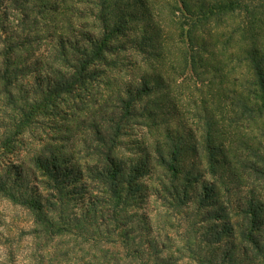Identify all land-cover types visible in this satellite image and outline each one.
Here are the masks:
<instances>
[{"label":"rangeland","instance_id":"obj_1","mask_svg":"<svg viewBox=\"0 0 264 264\" xmlns=\"http://www.w3.org/2000/svg\"><path fill=\"white\" fill-rule=\"evenodd\" d=\"M109 2L111 0H0V51L11 61L1 69L13 80L6 86L7 93L0 85V180L11 184L15 177L8 173L18 171L24 176L22 192L44 197L45 187L39 183L40 176L32 161L35 156L56 146L75 171L85 174L91 166L99 164L95 161L101 162L94 150L96 140L113 136L114 158L121 171L126 174L137 164L143 169L138 171L136 181L141 199L133 207L136 215L131 220L139 228L136 238L144 242L150 236L155 245V252L148 251V264H264V177L239 165L254 162L253 156L234 147L237 152L231 156L234 160L228 159L234 164L231 175L227 168L223 179L218 181L221 170L215 176L209 175L206 161L186 152L184 165L195 163L192 168L204 176L208 185L216 182L215 201L207 207L196 204L195 185L185 197L182 193L177 195L173 200L175 204L167 199L170 196L165 194L164 186L167 192L171 191L173 180L159 164L158 152L165 155L171 150L175 139L169 137L174 133L179 141L180 117L190 126L197 142L206 137L204 118H197L193 108V101L198 100L200 93L191 89L192 83L179 85V76H176L179 71L168 68L173 60L171 56L177 54L179 39L172 34L174 26L168 25L171 17L167 16L165 6L163 10L158 9L161 15L158 19L162 30L172 35V39L160 36L146 44L147 51L153 54L161 50L168 53L169 58L161 61L155 55L139 52L135 46L137 23L128 17L133 8L116 0L122 10L117 12ZM107 5L109 7L105 8ZM104 8L111 18L110 30L113 24L122 21L126 24L108 38L100 17ZM89 37L95 42L89 43ZM102 42L101 53L91 58L94 61L87 67L95 72L93 79L86 80L92 86L88 95L75 85L68 93L48 97L44 90L48 82L54 81L53 78L63 82V77L75 75L72 66H79L84 50L90 56L89 44ZM4 57H0V63ZM164 72L170 74L175 83L148 96L158 99L156 108H149L151 123L146 125L147 122L140 119L132 127L121 125L117 134L112 132L110 121L116 120L118 114L109 113L115 110L118 113L119 94L127 97L128 89L140 87L139 79L144 73L151 78H164ZM44 75L47 82L41 83V87L36 85ZM148 97L137 102L138 112H143ZM35 98L40 103L39 108L31 113L29 122L22 125L25 117L17 108ZM46 98L52 108L44 106L48 104ZM40 108L43 110L39 111ZM77 184L76 188H80L81 183ZM80 202L74 201L71 206L77 210ZM250 204L256 206L253 225L248 215L241 212ZM34 227L33 217L26 208L0 194V264H53L51 258L57 249L52 243L39 244L32 232ZM248 235L257 243V249L246 240Z\"/></svg>","mask_w":264,"mask_h":264},{"label":"trees","instance_id":"obj_2","mask_svg":"<svg viewBox=\"0 0 264 264\" xmlns=\"http://www.w3.org/2000/svg\"><path fill=\"white\" fill-rule=\"evenodd\" d=\"M118 1L133 8L128 17L137 23L133 40L138 51L155 55L161 61L165 57L169 58L168 53L161 50L153 54L147 51L146 44L160 36L165 40L172 39V35L162 30L158 19L161 18L158 9L163 5L166 7L167 16L171 17L168 25L174 26L172 34L179 39L177 54L171 56L173 60H169L168 68L179 71L176 72L179 85L192 83L191 89L200 93L198 100L193 101V108L197 118H204L206 137L198 140V143L190 126L180 117L177 123L179 141L174 133L169 137L175 139L171 150L165 155L158 152L159 164L171 174L173 180L171 191L167 192V187L164 186L165 194L170 196L167 199L175 204L173 200L177 195L182 193L185 197L184 194L194 188L197 194L196 204L207 207L215 201L213 197L217 193L213 190L216 182L208 185L204 176L192 168L195 163L184 165L185 153L189 151L195 159L200 156L199 159L206 161L209 175L215 176L221 170L222 174L218 179L221 181L227 168L229 176L231 175L234 164L228 159H233L231 156L237 153L233 148L237 147L239 151L246 152L255 159L249 164L239 165L264 177V0ZM109 6H114L117 12L122 11L116 0H111ZM105 8L100 17L104 33L108 31V38L126 24L125 21L113 24V29L110 30L108 27L111 18L105 14ZM91 38H87L89 43H94L95 40ZM89 45L92 49L90 56L84 50V58L79 60V66H72L75 75L63 77V82L53 78L57 85H54V81L48 82L44 89L48 97L68 93L75 85L88 95L92 86L86 80L93 79L95 72L87 70V67L94 61L91 58L98 56L104 47L103 42ZM0 57H4L3 51H0ZM10 63L9 58L5 57L0 63V85L6 93V86L12 84L13 80L6 71L3 72L1 66H8ZM44 77L36 85L41 87V83L47 82V76ZM139 81L140 87L128 89L127 97L119 94L116 106L118 113L116 110L109 113L118 114L116 120L110 121L113 131L110 129L116 134L121 131V125L132 127L140 119L149 125V108H156L158 99L148 96L155 90L175 83L170 74L165 72L164 78H151L144 73ZM86 84L88 86L84 87ZM146 95L148 100L145 101L143 112H138L135 105ZM13 98L12 96L11 99ZM45 102L48 103L47 98ZM23 103V107L17 108L25 117L22 125L29 122L31 113L37 111L40 105L37 98ZM44 106L53 107L49 103ZM42 110L43 108L39 109ZM186 131L188 133L183 134ZM252 132L254 136H251ZM113 143V136L110 139L96 140L94 150L101 162L95 161L99 164L91 166L85 174L81 170L75 171L69 165V159H64L56 146L45 154L35 156L32 161L40 176L39 183L45 187L44 197L22 192L21 181L24 176L18 171L8 173L15 177V182L10 184L0 180V194L31 213L35 224L32 232L39 244L52 243V247L57 249L51 258L53 264H74L73 261L76 264H148V251L155 252L150 236L144 242L136 238L139 228L131 220L136 215L133 207L141 199L136 181L139 178L138 171L143 169L137 164L128 173H123L114 158ZM77 183H81L80 188H76ZM179 198L180 201L183 200V197ZM77 200H81L82 204L76 210L71 204ZM255 210L256 206L250 204L246 210L241 211L248 215L252 225L256 222ZM207 215L211 214L208 212ZM64 237L67 239H62ZM246 240L258 248L249 235Z\"/></svg>","mask_w":264,"mask_h":264}]
</instances>
